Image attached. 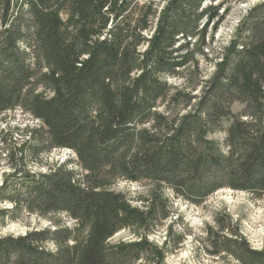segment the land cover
<instances>
[{
  "label": "trees",
  "instance_id": "16d2710c",
  "mask_svg": "<svg viewBox=\"0 0 264 264\" xmlns=\"http://www.w3.org/2000/svg\"><path fill=\"white\" fill-rule=\"evenodd\" d=\"M240 2L0 0V264H166L184 243L170 195L264 198V0L222 39ZM30 220L49 226L3 234ZM229 225L209 254L264 264Z\"/></svg>",
  "mask_w": 264,
  "mask_h": 264
},
{
  "label": "rangeland",
  "instance_id": "374dc122",
  "mask_svg": "<svg viewBox=\"0 0 264 264\" xmlns=\"http://www.w3.org/2000/svg\"><path fill=\"white\" fill-rule=\"evenodd\" d=\"M151 1L159 4L163 0ZM262 1L241 0L235 6L221 31L222 39L228 38L236 27L238 20L251 6ZM173 83L180 84L175 81ZM6 118L13 126L35 127L40 124L20 111L11 113ZM213 137L216 140H222L224 135L217 134ZM67 156V152H55L51 154V160L63 161ZM114 189L118 192L127 193L134 198L142 193L145 187L144 184L121 181ZM170 197L174 203V216L169 224L172 223L174 235L184 238V243L180 245L177 252L168 257L166 264H237L236 262L223 260L209 254L211 250L210 242L205 232L207 228L217 227V220L226 225L231 224L229 225L231 231H240L254 250H264V198L258 199L244 192L222 190L210 197L203 205L195 206L181 199H174L171 195ZM30 223L31 225L27 223L11 224L4 230L3 234L25 236L34 228L44 229L49 226L47 222H42L38 225L36 220H30ZM167 226L151 236V240L159 246L165 240ZM131 238L126 234H119L116 240H129Z\"/></svg>",
  "mask_w": 264,
  "mask_h": 264
}]
</instances>
